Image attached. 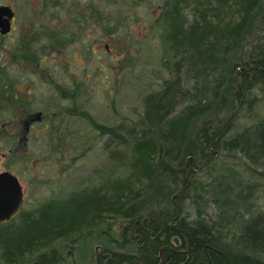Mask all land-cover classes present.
Returning a JSON list of instances; mask_svg holds the SVG:
<instances>
[{
  "label": "trees",
  "instance_id": "trees-1",
  "mask_svg": "<svg viewBox=\"0 0 264 264\" xmlns=\"http://www.w3.org/2000/svg\"><path fill=\"white\" fill-rule=\"evenodd\" d=\"M160 15L172 78L143 96L136 120L110 129L125 150L109 152L116 164L98 168L95 185L0 224V264H61L64 242L86 237L71 245L81 251L116 221L129 252L109 251L107 264H264V204L253 210L231 173L205 172L237 150L264 161V116L227 131L237 106L264 112V0H169Z\"/></svg>",
  "mask_w": 264,
  "mask_h": 264
},
{
  "label": "rangeland",
  "instance_id": "rangeland-1",
  "mask_svg": "<svg viewBox=\"0 0 264 264\" xmlns=\"http://www.w3.org/2000/svg\"><path fill=\"white\" fill-rule=\"evenodd\" d=\"M167 1L169 0H94L98 8L102 9V16L100 21L98 15L91 19V23L95 25L91 24L90 30L93 28L96 32L89 35L88 31L86 37H99L101 34L104 38L100 42L76 41L72 54L69 51L63 57L59 56L58 71L43 77L42 104L49 105L46 109L48 113L41 123L43 132L40 139H33L28 144L31 152L26 159L31 158V161L28 160L26 167L22 163H16L15 168L23 181V210H33L53 197L62 198L70 190L90 183L98 168L116 164L110 159L109 152H113L116 147L122 149L123 145L118 143L119 139L111 138L110 129L117 128L119 124L123 129V123L136 120L142 113L143 96L157 90L165 79L172 78V62L170 58L168 60L169 55L164 51L159 37L158 19L161 18L160 12ZM85 2L86 0H73L77 10L73 22L74 37H81L80 27L83 22H87L81 16ZM67 57L73 58L72 61L68 63ZM68 66L72 72L67 76L61 72H66L65 68ZM44 67L53 68L52 60H44ZM67 78L73 80V92L63 91L57 94L56 92H60L57 85H61L60 88L66 86ZM48 84L53 87L47 88ZM256 94L263 103L264 84ZM256 108L258 111L259 107ZM234 112L235 115L228 120V133L231 130L241 131L254 123L255 118L253 119L252 114H246L245 107L237 106ZM54 113L57 115L54 116ZM256 116L261 119L264 112L259 110ZM124 138L127 141L130 139L127 135ZM206 166L205 172L210 167L216 171H208L215 178L218 177L217 171L231 173V187L236 184L234 182L237 177L245 183L252 177L258 190L251 202L254 203L255 199L263 201L262 159L250 160L234 151L229 157L220 156L213 162L207 161ZM23 168L26 169L25 173L20 172ZM228 169H234V172L227 171ZM201 175L198 172L197 176ZM247 185L243 184V187L246 188ZM250 190L246 188L245 193ZM241 191L242 188L238 187L236 193ZM259 201L254 203L253 210L258 209L257 205L261 204ZM124 225L123 222L116 221L111 228L101 226L90 246L85 249L82 247L81 251L73 249L71 245L83 243L86 237L75 239L77 242H64L66 248L61 264H89L99 256L103 261L100 264H107L106 255H110L109 251L129 252L128 246L121 241L124 238ZM130 235L131 233L127 234V237L130 238ZM96 244H101L103 248L94 250Z\"/></svg>",
  "mask_w": 264,
  "mask_h": 264
},
{
  "label": "flooded vegetation",
  "instance_id": "flooded-vegetation-1",
  "mask_svg": "<svg viewBox=\"0 0 264 264\" xmlns=\"http://www.w3.org/2000/svg\"><path fill=\"white\" fill-rule=\"evenodd\" d=\"M83 8L81 16L87 22L80 27L81 37H74L77 10L73 0H0V175L13 174L21 185L16 163L26 167L31 161L26 159L31 152L28 144L41 138V123L48 113V103L42 104L44 75L58 71L59 56L69 51L72 54L76 41L100 42L104 38L101 34L86 37L88 31L89 35L96 32L90 30L91 19L98 15L100 21L102 9L90 0H86ZM46 59L52 60L53 68L44 67ZM66 59L69 63L73 58ZM65 70L61 73L71 75L69 66ZM71 80L67 78L63 88L57 85L60 92L56 93H72ZM49 87L53 85L48 84ZM25 171L23 168L20 172Z\"/></svg>",
  "mask_w": 264,
  "mask_h": 264
},
{
  "label": "water",
  "instance_id": "water-1",
  "mask_svg": "<svg viewBox=\"0 0 264 264\" xmlns=\"http://www.w3.org/2000/svg\"><path fill=\"white\" fill-rule=\"evenodd\" d=\"M22 201V188L17 178L9 173L0 175V223L19 212Z\"/></svg>",
  "mask_w": 264,
  "mask_h": 264
},
{
  "label": "bare ground",
  "instance_id": "bare-ground-1",
  "mask_svg": "<svg viewBox=\"0 0 264 264\" xmlns=\"http://www.w3.org/2000/svg\"><path fill=\"white\" fill-rule=\"evenodd\" d=\"M257 107L259 106V105H256ZM255 106V107H256ZM257 109V108H256ZM257 113L258 112H255L252 116H253V119L255 118V120H254V123L253 124H255L256 122H257V120H259V119H257ZM252 124V125H253ZM249 126H251V125H248L247 127H249ZM234 127V126H233ZM114 151H123V150H125L123 147H122V149H119V148H115V149H113ZM237 153H239L240 155L242 154V155H246V154H244L243 152H241V151H236ZM119 167L118 166H116V172H118L119 170ZM217 177V176H216ZM256 177H258L257 175H256ZM96 176L94 177V179H91L90 181V183H88V184H90V185H95L96 184ZM251 180H249V181H247V183H245V182H243L241 179H239V177H237V181H239L242 185L243 184H248L247 186H246V188H250L251 190L249 191V192H252V193H250L249 194V199H253L254 198V194L257 196V190H258V187H257V183H256V181H253L252 180V177L250 178ZM257 187V188H256ZM253 189H255V190H253ZM62 196H64V195H62ZM61 196V197H62ZM260 199H255V204H257V202L259 201ZM264 202V199H263V201L262 200H260L259 201V203H263ZM123 230H124V226H123V228H122V233H123ZM99 232H97V233H95V237H97V234H98ZM91 241L92 240H90L89 241V243H88V245H87V248H88V246H90V244H91ZM93 242V241H92ZM104 246L106 247V245L104 244ZM102 249L103 248V246L101 245V244H96L95 245V247H94V250H97V249ZM85 249V248H84ZM83 250V249H82ZM105 255V254H104ZM104 255H102V256H104ZM63 262V259H61V263Z\"/></svg>",
  "mask_w": 264,
  "mask_h": 264
}]
</instances>
